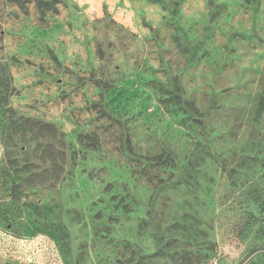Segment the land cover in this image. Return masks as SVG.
<instances>
[{"label": "rangeland", "instance_id": "rangeland-1", "mask_svg": "<svg viewBox=\"0 0 264 264\" xmlns=\"http://www.w3.org/2000/svg\"><path fill=\"white\" fill-rule=\"evenodd\" d=\"M37 235L264 264V0H0V261L50 264Z\"/></svg>", "mask_w": 264, "mask_h": 264}, {"label": "built area", "instance_id": "built-area-1", "mask_svg": "<svg viewBox=\"0 0 264 264\" xmlns=\"http://www.w3.org/2000/svg\"><path fill=\"white\" fill-rule=\"evenodd\" d=\"M34 241H36V243H38L39 245H41L42 243L45 244L44 249L47 250L46 255L49 258L50 264H58V263L61 264L60 259L58 258L59 255H58L57 249L55 248V245L51 240H49L44 235H37L34 238ZM46 244H48L50 247L47 246ZM47 256H46V258H47Z\"/></svg>", "mask_w": 264, "mask_h": 264}, {"label": "crops", "instance_id": "crops-1", "mask_svg": "<svg viewBox=\"0 0 264 264\" xmlns=\"http://www.w3.org/2000/svg\"><path fill=\"white\" fill-rule=\"evenodd\" d=\"M0 262H2V263H0V264H6L5 261H0ZM9 264H10V263H9Z\"/></svg>", "mask_w": 264, "mask_h": 264}]
</instances>
